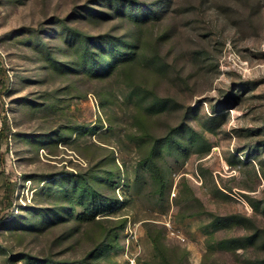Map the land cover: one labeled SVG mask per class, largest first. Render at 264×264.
Wrapping results in <instances>:
<instances>
[{"label": "rangeland", "instance_id": "374dc122", "mask_svg": "<svg viewBox=\"0 0 264 264\" xmlns=\"http://www.w3.org/2000/svg\"><path fill=\"white\" fill-rule=\"evenodd\" d=\"M130 260L264 264V0H0V264Z\"/></svg>", "mask_w": 264, "mask_h": 264}, {"label": "built area", "instance_id": "2783aa9c", "mask_svg": "<svg viewBox=\"0 0 264 264\" xmlns=\"http://www.w3.org/2000/svg\"><path fill=\"white\" fill-rule=\"evenodd\" d=\"M129 264H134V260H130V263Z\"/></svg>", "mask_w": 264, "mask_h": 264}, {"label": "bare ground", "instance_id": "6f19581e", "mask_svg": "<svg viewBox=\"0 0 264 264\" xmlns=\"http://www.w3.org/2000/svg\"><path fill=\"white\" fill-rule=\"evenodd\" d=\"M52 109V108H51ZM46 118H47V116H46Z\"/></svg>", "mask_w": 264, "mask_h": 264}, {"label": "trees", "instance_id": "16d2710c", "mask_svg": "<svg viewBox=\"0 0 264 264\" xmlns=\"http://www.w3.org/2000/svg\"><path fill=\"white\" fill-rule=\"evenodd\" d=\"M102 64H104V63H102Z\"/></svg>", "mask_w": 264, "mask_h": 264}]
</instances>
